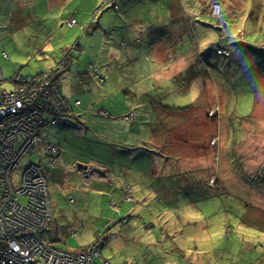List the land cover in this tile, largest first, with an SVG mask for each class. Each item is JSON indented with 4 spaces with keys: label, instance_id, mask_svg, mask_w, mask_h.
<instances>
[{
    "label": "rangeland",
    "instance_id": "obj_1",
    "mask_svg": "<svg viewBox=\"0 0 264 264\" xmlns=\"http://www.w3.org/2000/svg\"><path fill=\"white\" fill-rule=\"evenodd\" d=\"M204 1L196 0L191 8L187 7V2L183 8L186 17H191L188 21L197 41L191 44L187 34L181 33L180 36V31H175L174 22L170 21L159 27L174 30L168 33L167 38L162 37L163 40L155 42L145 36L137 37L136 34L153 28L148 27L147 17L140 25L135 24L132 17L127 16L130 12L127 9L123 12L125 21L122 23V18L117 16L122 14V9L117 13L111 8L103 13L106 8L103 0H75L69 8L77 12L79 23L50 28L49 44L56 48L52 49L53 57V54L64 55L61 48L71 47L84 33L83 27L89 21L97 23L103 14L107 15L105 23L113 21L104 33L106 36L93 35L97 43L94 50L92 47L93 51L87 49L89 52L84 50L83 54L79 50L72 52L74 59L68 72L71 75L82 73L84 77L88 73L95 84H104V90H89L86 86L84 88L88 91L74 88L73 95L78 94L84 109L89 107L88 101L95 104L100 96L108 95L107 105L113 102V106L134 111L133 119H125V113L118 115L122 124L114 125L118 126L116 133L109 129L99 130L89 136L88 143L91 149L98 148L102 152L103 160L117 165L131 155L129 160L134 163L133 167L140 170L138 177L134 178L140 185L149 184V189L154 191L153 198L162 199L158 202L153 200L156 204L149 211L147 203L137 204L138 201L131 196L133 201L121 202L119 215L133 216L111 228L112 238L102 248V256L118 264H134L140 260L142 264H264V65L257 56L247 53L256 51L245 46L264 44V40H254L259 38L264 28V0ZM216 1L224 3V11L222 8L218 12L214 9ZM91 5L92 11L89 9ZM173 8L175 20H184L182 6ZM213 15L227 18V21ZM208 24L220 29L214 30ZM9 25L0 22V68L6 79L3 88L11 91L15 88L11 79L17 72L20 71L25 78L40 76L49 71L51 58L43 60L35 55L44 40L37 37L32 24L16 34L20 40L6 33ZM107 34L118 36V41L113 44L118 51L127 46L126 39L137 38L136 45L127 47L122 54H134L124 62L131 72L129 78L145 77L140 91L129 89L130 79L120 83L123 89L116 88L118 68L117 75H113L108 67H103V73L98 67L108 55L107 47L113 46ZM157 36L160 37V33ZM122 38L125 40L119 41ZM100 41L104 42L101 48L98 45ZM166 45L175 57L167 58L163 54L160 47L167 48ZM214 45L230 50L231 55L219 54ZM187 50L193 51L189 57H179ZM4 54L9 59H5ZM156 61L165 64L164 67L161 68ZM113 63L117 67L114 60ZM92 66L99 69L100 77L107 78L105 83L96 80L99 76ZM163 72L177 74L167 85H159V81H163ZM71 75L67 76L65 84L69 80L75 84ZM195 86L201 95L196 102L193 101ZM149 89V93L157 96L147 94ZM65 90L70 94L69 88L65 87ZM126 96L127 101L124 100ZM139 104L142 108L149 106L161 119L153 126L156 132L161 131L156 145H138L140 136L136 128L131 129L137 120ZM94 106L98 108L96 104ZM117 112L111 110L113 115ZM89 116L91 119L86 123H93L95 131L101 118L107 119L105 125H109L112 119V115L101 113H89ZM142 119L147 125V115ZM173 123L174 126L171 125ZM57 126L50 127L48 132ZM119 126L123 129L120 130ZM126 141L128 144H123ZM115 145L123 150L122 153L116 151L111 154ZM149 151H157L158 154ZM167 154L180 157V163L167 160L165 167ZM45 156L47 153L44 151L27 154L18 166V175L24 166L39 163ZM59 163L61 159H58ZM143 164L150 174L145 173ZM161 185L167 192L159 189L163 187ZM128 189L131 191L130 187ZM52 204L54 208L53 200L51 207ZM53 213L52 209L51 221ZM149 221L150 226H146L145 222ZM74 237L69 239V246L79 244ZM77 238H80L82 246L88 244L80 235ZM101 261L98 258V262Z\"/></svg>",
    "mask_w": 264,
    "mask_h": 264
},
{
    "label": "crops",
    "instance_id": "obj_2",
    "mask_svg": "<svg viewBox=\"0 0 264 264\" xmlns=\"http://www.w3.org/2000/svg\"><path fill=\"white\" fill-rule=\"evenodd\" d=\"M74 2L75 0H0V22L10 23L9 30L6 33H10L11 35L15 36L17 33H21L29 23L32 24L35 27L34 33L37 35L38 38L44 40V43L37 48L35 55L43 60H49L51 58L49 63V67L51 68L55 66L56 63V60L53 59L55 54H53V57L51 56V53L56 48H52L49 44L51 39L50 28L67 26L64 23V20L71 17L75 18L79 23L77 12H74L71 10V8H69ZM186 2L189 3L187 4ZM191 2L188 0H183V2L180 3V1L178 0H173V3L175 4L174 6H182L181 15L182 10L186 6V4L187 7L190 8L193 3L196 4V0H192ZM204 2H206V0ZM89 9L92 11L93 5H91ZM172 10L174 15V8H172ZM121 12L123 13L124 11L122 10ZM106 16L107 15L103 14L100 20L102 25H97H101L104 28L108 29L110 26L113 25V21H108L107 23H105ZM124 21L125 20L122 19V23ZM179 23L181 24V22ZM260 23L262 24V19L260 20ZM89 25L90 21L83 27L85 31ZM148 27L150 26L148 25ZM79 30L81 29L79 28ZM178 31H180V36L181 33H185L181 29H179ZM154 32L155 30L148 29L142 34H136V36H145V38H148L149 40L153 41V37L156 39L157 35L159 34L158 31L157 34ZM83 34H81L80 37L77 38V40L72 44L71 47H67L69 51L72 49L75 43L79 44V42L83 44V47L81 45L79 47H76V49L73 50V53L74 51L79 50L83 54L84 50H92V48L90 49L88 45L86 46L85 44L89 39H92L94 35L93 32L90 37H88L87 35L83 37ZM95 34H99L101 36L105 35L101 31V29H99V31H96ZM260 35L261 40H264V28L262 29ZM168 36V32L163 33V36H160L158 40H163L162 37L167 38ZM15 38L17 40H20V36L18 35ZM107 39L113 45L118 41L119 38L118 36L109 35ZM192 39L193 41L195 40L194 37ZM123 40H125V38H122L119 41ZM136 40L137 38L135 36H133L132 39H126L127 46L123 47V50L129 46H135ZM158 40L156 39V41ZM249 40L253 41V39L251 38H249ZM94 43H96L95 39L93 44ZM103 43V41H100L98 43L100 48ZM166 46L167 48L160 47V49L163 51V54L166 55L167 58H169L170 56L175 57L172 50L168 48V45ZM100 48L95 51V56L100 51ZM122 51H118V49H116V46L114 47V45L107 47L108 55L102 59L105 61L102 62L101 60L102 65L98 67L101 69L102 73L105 72L104 68L108 67L110 70H112L110 74L113 75H117L116 68H118L119 77L115 79V83H117L116 88L123 89V86H121V84H124V79H130L131 87L129 89L140 91V84L143 83L145 77H137L136 79L128 77L131 72L129 70V66L125 64L124 59H127L128 57L133 58L134 54L127 53L126 55H123ZM192 52L193 51L191 50H187L185 54L179 57L187 58ZM72 54L71 63L74 59V57H72ZM154 54L155 53L153 51V56ZM59 56L61 55H57V57ZM113 60L117 63V67L113 63ZM156 62L161 68L165 65H162L158 61ZM76 74L78 79H76ZM76 74L71 75L75 84H73L71 80H69L68 83L65 84V80L67 77L63 76L62 78L61 89L65 95L69 96V98L75 97V100L82 101L80 98H77L79 97L78 94L76 96L73 95V93L75 92L74 88L76 87L82 91H88L84 88V86H86L89 90H104V84H95V80L88 73H85L87 77L82 76V73ZM176 74H167L166 72H163V81H159L158 84L167 85L171 81L172 77H174ZM209 79L211 78L209 77ZM106 81L107 78H105L104 83ZM150 85L151 83L149 84V86ZM196 85L198 84L196 83ZM65 87L70 89V94L66 92ZM149 91L151 90L149 89L147 94L152 95V93H149ZM152 96L157 95L154 94ZM200 97L201 95H199L198 88H196L195 86V96L193 97V101L196 102ZM109 100L110 99L108 98V95H102L98 98L97 102L95 103L98 108H94L95 104L92 103V101H88L89 107L86 109L83 108L82 102L81 107H74L73 114L63 124L58 125L55 129H52L51 132H48L47 130L46 138L49 141L57 143L61 146V155L63 157V160L61 159V163L57 164L55 168L50 170V190L52 199L54 201V219L48 229L47 239L54 245L65 248L69 251H86L87 249H89L90 245L96 241L97 235H100L102 241V253V248L105 245V242L112 238L113 234L109 232L111 228L115 226V224L123 223L125 220L128 221V218L133 216V214H129L126 216L119 215L121 209V202H128V197H134L136 199V202L138 201L137 204H139L140 202L147 203L148 211L153 208V206L156 204L153 203V200H155L156 202L162 201V199H160L159 197H152L154 191H151L149 189V184L143 183L140 185L138 179L134 178L138 177L137 174L140 172V170H137L133 167L134 163L129 160L131 155L128 154L130 153H127L128 156L125 159L126 163L122 162L121 164L117 165L114 164L112 161L108 162L103 160L101 158L102 152L98 148L91 149V146L88 143V138L90 135H92V133H97L99 130L107 131V129H109L113 133H116L118 131V126L114 125H116V123L122 124V120L110 119L109 126L105 125L107 119L101 118L99 116L101 119L97 123V130L95 131L93 123L91 125L86 123V121H89V119H91L89 113H94L95 115H97L102 111H108L111 113V110H118L116 115H113L111 113V115L113 116H118L119 114H127L128 112H130L128 111L129 109L123 110L119 107L113 106V102L108 103V105H110L108 106L107 102ZM124 100L127 101V96ZM193 101L192 103H194ZM123 106H127V104H123ZM138 108L140 109L138 110L139 113L137 116V120L133 122V125L131 127L132 130L136 128L138 135L140 136L138 145H156V140L160 137L161 131L156 132L154 125L156 124L157 120L161 119L153 109L149 108V106L142 108L139 104ZM144 115H147L148 117L147 125L144 124L145 120L142 119ZM171 125L174 126L175 124L173 123ZM119 129L122 130L123 127L119 126ZM123 144L128 143L126 141ZM43 150L44 149H42V151ZM111 150L113 152L111 154H115L116 151L119 153H122L123 151L117 145L111 148ZM167 156L168 157L165 159V167L167 165V160H174L177 164L180 163V157H176L172 154H167ZM47 159V156H45L42 160L46 162ZM109 159L111 160L110 156ZM145 165L146 164L142 165L144 171ZM146 172L147 171H145V173ZM147 173L150 174L149 172ZM128 187L131 188V191L128 189ZM159 189L166 191L165 186ZM110 205H112L114 208L112 209ZM115 213H117V215H115ZM120 218H122L123 221H118ZM146 223L151 222L149 221ZM121 227L124 226L121 225ZM78 235H80L81 239H86V243L88 244L82 246L83 243L80 241V238H77ZM71 236L76 238V242H79V244L75 247L69 246L67 244L69 239H71ZM101 259L102 261L105 259L111 261L114 264H118L114 262L111 258H105L102 256ZM142 263L143 262H141L140 260L138 262H135L134 264Z\"/></svg>",
    "mask_w": 264,
    "mask_h": 264
},
{
    "label": "built area",
    "instance_id": "obj_3",
    "mask_svg": "<svg viewBox=\"0 0 264 264\" xmlns=\"http://www.w3.org/2000/svg\"><path fill=\"white\" fill-rule=\"evenodd\" d=\"M221 8L224 11V3L214 4L217 12ZM65 23L74 26L78 21L71 17ZM214 47L221 55H231L230 50ZM93 70L99 76L98 68ZM5 82L0 68V264H114L98 262L99 235L84 252L69 251L47 239L53 209L50 170L62 159V150L57 143L45 141L44 130L65 121L71 107L81 101L67 99L50 73L25 78L19 71L11 79L15 85L11 91L3 88ZM101 113L109 115L107 111ZM133 117L130 113L126 119ZM41 145L48 153L47 161L27 164L18 175L24 157L42 151ZM127 200L133 201L131 197Z\"/></svg>",
    "mask_w": 264,
    "mask_h": 264
},
{
    "label": "trees",
    "instance_id": "obj_4",
    "mask_svg": "<svg viewBox=\"0 0 264 264\" xmlns=\"http://www.w3.org/2000/svg\"><path fill=\"white\" fill-rule=\"evenodd\" d=\"M178 1H180V3L183 2V0H178ZM103 3H104V5H106V8L103 10V13L106 12L107 10L111 9V8L116 10L117 13H118V9H122L124 11V13H125V11H127V9H129L130 12L127 16L130 15V17H132V20L134 21L135 24L136 23L140 24V22L143 21L147 17L146 18L147 24L150 27H153V28H151V30L152 29L158 30L161 36H163V33H167V32L170 33L171 31H174V30L176 31V30L181 29L183 32H185V34H187V36L189 38V43L191 44L193 41L192 31H191V26H190L191 24H190V21H188V18H191V17H189V16L186 17L185 13L182 10V16H183L184 20H179V21L175 20L174 15H173V10H172L173 6L175 5L173 3V0H109V2H108V0H103ZM210 14H211V12H210ZM117 16H118V18L124 19L123 13L122 14L118 13ZM195 17H197V15ZM214 17H216V16H214ZM223 19H225L227 21V18H223ZM259 19L261 20V17H259L258 20ZM66 20H64V23ZM100 20H101V18H100ZM100 20L99 21L97 20L98 21L97 23H94L93 22L94 20H92L90 25L86 29V31L84 30L85 32L83 35L84 36L87 35L88 37H90L92 35V32H93V34H95L96 31H99V29H101V31L103 33L107 32V28H104L103 26H101L102 24H101ZM168 21L174 22V26H175L174 30H167L165 28H162V29L159 28V27H164ZM185 21L187 24L185 23ZM179 22H181V24ZM97 24H101V25H97ZM155 26L158 28H156ZM208 26L213 28L214 30L220 29V28L215 27L211 24H208ZM94 39L95 38L92 37V39H89L85 45L86 46L88 45V47L90 49L92 47H93V49H95V45L97 43L93 44ZM156 39L158 40L159 37L157 36ZM156 39L153 41L157 42ZM257 39L258 40L261 39V35H259V38H254V40H257ZM248 40H249V38H248ZM254 40L252 42L257 43ZM176 41H177V39H176ZM84 42H85V40H84ZM175 43H177V42H175ZM258 44H261V43H258ZM80 45L83 47V45L81 43L77 47H79ZM245 46H246V48L250 47V48L254 49L256 52H247V53H249L253 57L257 56L259 58V60L262 61V65H264V44H261V46H255V45H251V46L245 45ZM191 48H193V45H191ZM62 51L64 52V55L57 57V55L55 54V56L53 57V59L56 60L55 66L51 67L47 73H50L53 77V80H55L57 82L58 88L61 91V93L67 99H69L71 102H74L76 100L66 96L61 89L63 76L67 77V76L71 75L68 72L70 67H71L70 66L71 56L68 58L66 57L69 50H68V48H66V49H62ZM262 70H264V68ZM262 70H260V71H262ZM77 79H78V77H77ZM104 81H105V78H104ZM74 107H75V105L71 107V111H70L69 116H71L73 114ZM149 152H152L154 154H158L157 151H149ZM146 226H150V223H146ZM107 230H108V228H107ZM101 246H102V241L100 242V251H101ZM101 262H99V263H101Z\"/></svg>",
    "mask_w": 264,
    "mask_h": 264
},
{
    "label": "clouds",
    "instance_id": "obj_5",
    "mask_svg": "<svg viewBox=\"0 0 264 264\" xmlns=\"http://www.w3.org/2000/svg\"><path fill=\"white\" fill-rule=\"evenodd\" d=\"M79 42V41H78ZM79 44H80V42H79ZM79 44H77V43H75L74 45H73V47H72V49L67 53V55H66V57L68 58V57H70L71 56V54H72V52H73V50L74 49H76V47L79 45ZM5 55V54H4ZM3 55V57L5 58V56ZM7 55V54H6ZM8 56V55H7ZM9 57V56H8ZM5 59H7V58H5ZM9 59V58H8ZM2 69V68H1ZM98 71H99V69H98ZM4 73V72H3ZM96 78V77H95ZM96 80H99L98 78H96ZM104 81V80H103ZM103 81H101V82H103ZM81 104H82V102H81ZM80 104V105H81ZM77 106H79V105H77ZM103 112V111H102ZM108 112V111H107ZM109 113V112H108ZM130 113H133V115H134V111H130V112H128L127 114H125L124 115V117H125V119H126V116L127 115H129ZM102 114V113H101ZM103 115V114H102ZM209 115L210 116H212L210 113H209ZM106 116V115H105ZM109 117L111 116V114L109 113V115H108ZM70 116L68 115V118H69ZM67 118V119H68ZM112 119H120V120H122L119 116H113L112 115V117H111ZM66 119V120H67ZM65 120V121H66ZM65 121H63V122H61V123H54V124H52V125H50L49 127H46L45 128V130H44V134H45V136H44V139H45V141H47V142H51V141H49L47 138H46V136H47V130L50 128V127H52V126H55V125H60V124H63ZM54 143V142H53ZM59 145V144H58ZM60 146V145H59ZM61 147V146H60ZM41 149H44V146H42V148ZM62 150V149H61ZM62 154V153H61ZM62 156V155H61ZM62 160H63V157H62ZM50 177H51V173H50ZM51 179V178H50ZM50 186H51V182H50ZM50 193H51V190H50ZM52 197V196H51ZM53 200V199H52ZM128 202H130V201H128ZM118 221H123V219L122 218H120ZM75 235V234H74ZM99 237H101L100 235H99ZM97 240V239H96ZM65 249V248H64ZM101 257H102V254H101ZM100 257V258H101ZM105 260V259H104Z\"/></svg>",
    "mask_w": 264,
    "mask_h": 264
},
{
    "label": "flooded vegetation",
    "instance_id": "obj_6",
    "mask_svg": "<svg viewBox=\"0 0 264 264\" xmlns=\"http://www.w3.org/2000/svg\"><path fill=\"white\" fill-rule=\"evenodd\" d=\"M216 3H223V2H220V1L214 2V4H216ZM53 210H54V208H53ZM53 216H54V213H53Z\"/></svg>",
    "mask_w": 264,
    "mask_h": 264
}]
</instances>
